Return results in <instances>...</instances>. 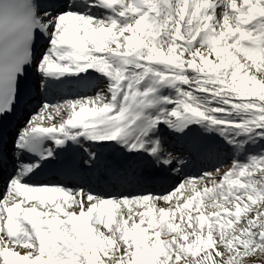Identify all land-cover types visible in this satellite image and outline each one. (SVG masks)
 <instances>
[{
  "label": "snow or ice",
  "instance_id": "6c2138e0",
  "mask_svg": "<svg viewBox=\"0 0 264 264\" xmlns=\"http://www.w3.org/2000/svg\"><path fill=\"white\" fill-rule=\"evenodd\" d=\"M32 67L46 94H95L43 103L18 133L15 158L39 159L17 166L0 199V264H246L264 254V0H0V118ZM164 129L218 138L231 166L161 195L29 183L57 149L86 142L179 173L187 161L166 153ZM85 151L92 168L98 154Z\"/></svg>",
  "mask_w": 264,
  "mask_h": 264
},
{
  "label": "bare ground",
  "instance_id": "6f19581e",
  "mask_svg": "<svg viewBox=\"0 0 264 264\" xmlns=\"http://www.w3.org/2000/svg\"><path fill=\"white\" fill-rule=\"evenodd\" d=\"M46 46L48 45L46 44L40 48V53L38 54V57L43 53ZM78 94L86 95L84 91H81L79 93L71 92V93H63L57 95L47 94L46 97H48L47 101H51L54 104L58 102L61 97L63 98L65 97V99L75 98ZM43 103H47V102L42 101L41 104ZM58 119L59 118H57V120ZM24 120L25 119L18 120L15 131L13 132L12 139L10 140V144L8 145L9 149L11 150L12 158H14L15 153L19 152L14 145L18 138V133L21 131V129L19 130V126L24 123ZM43 126H47V125H43ZM166 132H170V131L167 129L163 130L162 141L166 153H169L167 151V147L165 146V141H164ZM181 139H183L185 142H188L189 145L192 147V151L198 152V155L205 152L202 149V145L212 144L214 142L211 140H207L204 137H201L199 133H192L188 137H183ZM45 147H54V145L51 142H46ZM180 147L181 146H178V148ZM77 149L79 150V153L82 156V164H81L82 170L89 172L85 177V181H83L84 183H87V179L92 178L95 182L94 185L98 186L99 185L98 181L101 182L102 179H106V178L109 179V177L114 174L118 175L120 179L123 181V183H128L131 180V178H134L132 185L128 186V188H125L121 185H116L117 187H115L113 186L115 184L112 185L110 184L104 187L103 188L104 190L101 191L100 193H102L105 196L113 194L115 192L122 193L125 195L133 194V193H144L148 191L153 193H159L167 189L165 186H171L173 180H175L174 178L176 177L174 176L175 174L172 170L173 166L171 170H168L166 166H161L159 164L154 163L153 159L149 156H132L123 149L113 145L100 146L95 143L89 144L86 142L83 145V147L70 146L67 150L57 149L58 158L52 162H44L42 167L38 170V173L33 176V178L29 181V183L33 185H45L46 183L36 184L37 183L36 179L38 178L39 174L42 172L41 174L42 176L45 173H49L48 171L44 172L46 170H49L50 173H55L60 166L64 165V159L66 157H70L73 154L74 150ZM85 149H91L92 151H95L98 154V160L95 166L92 168L87 167L83 163V161L87 159V153ZM16 162L18 164L27 163L26 160H24L21 156L20 159H16ZM174 165L176 167L179 166L178 163ZM6 184H8V181ZM47 184H57V181L51 180ZM81 186L85 187L79 184H76L75 187H81ZM89 188L93 189L96 192H99L97 189H95V187H89ZM2 196H4L3 193L0 194V197Z\"/></svg>",
  "mask_w": 264,
  "mask_h": 264
},
{
  "label": "rangeland",
  "instance_id": "374dc122",
  "mask_svg": "<svg viewBox=\"0 0 264 264\" xmlns=\"http://www.w3.org/2000/svg\"><path fill=\"white\" fill-rule=\"evenodd\" d=\"M95 90L93 93L88 92L86 95H94ZM65 100L64 98L60 99V102ZM47 103H51L50 101H47ZM41 106L38 107V110L35 112L34 115H36L39 111ZM30 120V119H29ZM27 122L21 126L26 127ZM165 145L167 147V151L174 154L178 159L182 158L187 163L182 166V170L177 173L175 171L176 166L173 165V172L174 176H176L173 180V183L171 186L166 187L162 192L159 193H153V192H144V193H133L132 195H138V194H147V193H153L156 195L166 194L168 191H170L174 186H176L178 183H180L182 180H184L186 177H195L199 176L204 171H214L216 168L220 167L223 168L225 171L228 170V168L231 166L232 159H233V153L230 150L223 149V142L220 141L218 138L214 141L212 144L220 145L223 150H221L219 153H204V156H198L196 157L197 152L189 151L190 146H188V143L183 142L181 139L179 140V137L176 134H173L171 132L165 133ZM178 140V141H177ZM178 146H181L178 148ZM178 167H181L180 165ZM178 177V179H177ZM162 207H167L165 204H161ZM246 264H264V254H259L255 258H250L246 261Z\"/></svg>",
  "mask_w": 264,
  "mask_h": 264
}]
</instances>
